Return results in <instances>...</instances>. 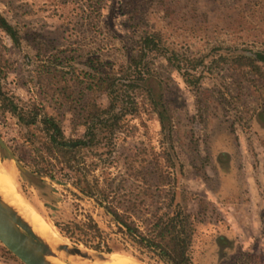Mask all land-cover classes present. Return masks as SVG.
I'll list each match as a JSON object with an SVG mask.
<instances>
[{"label": "rangeland", "instance_id": "1", "mask_svg": "<svg viewBox=\"0 0 264 264\" xmlns=\"http://www.w3.org/2000/svg\"><path fill=\"white\" fill-rule=\"evenodd\" d=\"M0 14L19 36L15 44L0 30V137L24 170L3 148L0 165L10 169L18 191L62 242L84 249L58 226L91 215L109 233L113 253L164 264L134 246L120 250L123 246L102 209L64 184L72 181L73 171L60 170L50 159L55 179L38 173L37 167L46 163L35 164L29 134L37 144L43 139L41 126L20 123L4 104L10 107L11 102L19 110L41 101V113L60 121L66 139L82 137L84 127L72 125L69 104L41 94L36 53L66 71L80 96L82 71L96 65L118 73L135 54L140 35L157 30L183 61L202 58L195 70L201 74L197 86L185 84L164 57H152V97L145 85L123 96L118 107H125L124 130L112 139L98 135L77 151L80 171L101 175L109 160L113 164L105 172L112 174L124 172L126 160L165 168L178 181L176 202L193 214L191 264H264V128L255 119L264 106V80L255 87L249 81L254 76L219 59L240 51L264 52V0H0ZM128 72L130 78L136 75ZM87 95L93 96L85 90L82 97ZM95 96L101 106L107 105L104 93ZM130 97L137 103L135 112ZM154 101L168 111L165 128ZM75 236L87 237L77 230ZM0 264L22 262L0 243Z\"/></svg>", "mask_w": 264, "mask_h": 264}, {"label": "trees", "instance_id": "2", "mask_svg": "<svg viewBox=\"0 0 264 264\" xmlns=\"http://www.w3.org/2000/svg\"><path fill=\"white\" fill-rule=\"evenodd\" d=\"M0 30L9 36L13 43L18 44L17 30L1 14ZM156 56L164 57L175 67L181 73L185 84L197 86L201 74L195 73V70L197 65L203 62L202 58L191 57L183 61L174 49L164 43L160 31L157 30L146 31L140 35L135 54L128 57L126 66H119L118 73L101 71L96 65H91L92 71H82L85 80L77 82H84L79 91L80 96L76 95L73 83L70 84L67 80L66 71L36 53L38 62L34 70L40 83L39 88L42 89L41 94L50 95L69 104L73 115L72 125L78 123L84 127L82 137L66 139L60 121L52 114L41 113V101L34 100L27 109L18 110L11 102L10 107L5 104L4 107L26 126L39 122L43 139L36 144L35 135L29 134L37 158L35 164L46 163L45 168L37 167V172L55 179L51 169L54 164L50 159L60 164V170L68 168L73 171L72 181H66L64 184H70L83 197L92 200L102 209L104 215L109 218V226L114 229L113 232L117 234L123 246L120 250L125 251L127 246H134L140 253L164 264H191L189 249L195 232L193 214L184 205L176 202L178 181L172 173L157 164L150 169L142 162L126 160L123 162L124 172L112 174L105 172L113 164V161L109 160L105 162L101 175L89 177L80 171V163L76 158V152L89 147L98 135L106 133L110 136L109 139H112L114 134L124 130L123 119L126 111L125 107L118 106L123 101V96L129 97L130 90L134 91V88L145 85V90L152 97L148 61ZM219 59L229 66L245 69L243 73L254 76L249 81L255 87L260 86L257 85L259 80H264V52L261 50L220 55ZM95 61L98 62L97 59ZM129 70L136 74L133 78L128 76ZM85 90L93 96L82 97ZM97 93L106 95L108 103L105 107L96 101ZM130 99L133 103L132 110L135 112L137 103L134 97ZM154 103L159 122L165 128V121L169 122L168 111L165 107L160 108L155 101ZM255 119L264 128V106L256 111ZM58 228L74 239L75 243H81L98 252H113L108 243L109 233L102 229L91 215H87L85 221L64 223ZM76 230L86 235V239L76 237ZM136 258L142 260L140 257Z\"/></svg>", "mask_w": 264, "mask_h": 264}, {"label": "bare ground", "instance_id": "3", "mask_svg": "<svg viewBox=\"0 0 264 264\" xmlns=\"http://www.w3.org/2000/svg\"><path fill=\"white\" fill-rule=\"evenodd\" d=\"M0 200L13 209L25 221L37 237L49 248L51 253L45 255L50 264H143L127 256L109 254L105 260H91L87 254H75L69 250L59 248L62 240L51 225L30 205L16 188L9 168L0 165ZM64 257V258H63ZM64 259V260H63ZM92 263H88V262Z\"/></svg>", "mask_w": 264, "mask_h": 264}, {"label": "water", "instance_id": "4", "mask_svg": "<svg viewBox=\"0 0 264 264\" xmlns=\"http://www.w3.org/2000/svg\"><path fill=\"white\" fill-rule=\"evenodd\" d=\"M0 148L9 152V148L5 145L0 137ZM19 169L24 170L23 166L14 159L13 155L9 152ZM0 243L6 247L13 255H15L22 264H50L45 259V255L50 254V248L35 235L29 225L23 221L16 212L8 205L0 200ZM59 248L69 250L75 254H87L91 260H105L109 254L117 253H104L98 252L87 247L80 248L77 246L69 245V243H62ZM123 255V254H118ZM127 256V255H123ZM128 257V256H127ZM130 257V256H129ZM128 257V258H129ZM133 258V257H130ZM135 261H140L138 258H133ZM146 264V263H143Z\"/></svg>", "mask_w": 264, "mask_h": 264}, {"label": "flooded vegetation", "instance_id": "5", "mask_svg": "<svg viewBox=\"0 0 264 264\" xmlns=\"http://www.w3.org/2000/svg\"><path fill=\"white\" fill-rule=\"evenodd\" d=\"M6 248V247H5ZM7 249V248H6ZM8 250V249H7ZM9 251V250H8Z\"/></svg>", "mask_w": 264, "mask_h": 264}]
</instances>
